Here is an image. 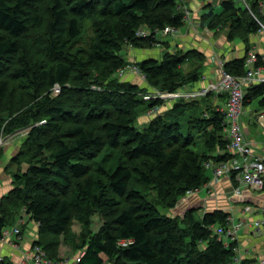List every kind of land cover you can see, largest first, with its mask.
<instances>
[{
	"label": "trees",
	"instance_id": "trees-1",
	"mask_svg": "<svg viewBox=\"0 0 264 264\" xmlns=\"http://www.w3.org/2000/svg\"><path fill=\"white\" fill-rule=\"evenodd\" d=\"M246 2L223 0L219 11L210 5L205 24L229 26L231 40L248 42L263 16L262 0ZM184 23L179 0H0V135L6 112L8 134L29 127L11 158L18 168L13 189L0 198L1 237L26 213L39 224L35 244L54 260L63 259L64 242L76 254L85 250L79 264L233 262L235 243L226 247L215 233L228 226L229 212L199 217L195 208L182 216L160 209L173 210L188 190L207 183L209 161L231 157L224 111L216 103L179 101L161 112L163 100L155 99L148 108L158 112L141 123L146 89L118 76L131 64L125 45L154 47L161 37L156 30ZM192 58L200 61L202 53L170 51L133 64L153 87L174 91ZM245 63L246 57L235 58L224 68L241 76ZM56 84L61 91L53 95ZM257 98L264 106V83L246 89L245 103ZM4 152L0 145V161ZM96 215L102 220L95 230Z\"/></svg>",
	"mask_w": 264,
	"mask_h": 264
},
{
	"label": "crops",
	"instance_id": "crops-1",
	"mask_svg": "<svg viewBox=\"0 0 264 264\" xmlns=\"http://www.w3.org/2000/svg\"><path fill=\"white\" fill-rule=\"evenodd\" d=\"M207 1L212 2L213 8L218 9L217 7H220L223 0ZM201 2L203 1L197 0V3ZM201 8V12L203 13L208 11L211 7L204 6L203 8L201 6ZM262 16L264 24V1L262 4ZM192 22L193 23H189V26L183 25L179 28V30H181V33L183 30L185 36H183L184 38L182 39H184L186 41L185 43L188 45V47H185L184 45H181V47H183V49L187 51L198 50V52H204L207 56L209 55V60L208 62H206L205 72L203 73V76L206 78V83L215 82L218 80L216 69L219 66V62H222L224 64L235 58L246 57L247 59L250 52L256 53L258 55V60L250 64L245 63L246 72L249 69L256 70L258 67L262 66L258 64L259 60H261L264 65L263 28L258 32L251 33L248 36V42H245L241 37L231 40L229 37L227 38L223 35L220 36L219 33L215 36L217 41L213 40L210 46H208L207 43V47L206 44L203 45L202 43H199L198 45H194L193 42H191L190 44L188 43V40H191L190 36L194 37L197 34L202 35V31H204L205 29L207 35L211 36V34H214V31L205 26L206 24H203V26L201 24V21L196 20ZM185 30L187 31V34ZM179 37L180 36H178L177 38ZM173 39H175V37L167 36L166 40L169 43L166 45H173V43L177 45L178 43H180L179 40L174 42ZM151 50H153V47L147 48L145 49V51H142L144 53L142 56H139V59L143 60L151 57L159 58V55H154ZM167 50L169 49L167 48ZM206 52L209 54H207ZM261 73L262 75H264V66ZM134 76L135 75H133L132 78H128L125 80L139 85V80L137 79L139 77ZM219 106V109H221L222 111L227 109V96L221 97ZM151 115L152 114H148L146 115V118H140V122L144 123L146 119L149 120L151 118ZM240 121L242 123L241 125L245 132L246 138L253 143L256 152L264 156V106L262 105L260 98L253 99L247 102L245 112L242 115ZM17 151V149H14L11 154L6 156V158L4 159L7 160L6 163L10 162L11 157L15 155ZM210 180H214L213 171H210ZM11 181L13 182V179L11 180L9 175L2 174V176H0V198L6 196L13 189ZM218 186L221 190H219V192L221 193V199H219V201L211 200V202L207 204L206 208H208L210 211L223 210L227 213H233L236 221L243 220L248 222L250 220L258 219L261 217L262 209L264 206V191L252 189L251 187H248L244 182L237 181L236 179H233L231 181V179H229L228 177L222 178ZM234 187H239L242 193L240 195L234 196L232 193V189ZM205 192L206 194L203 196V199H212L211 197H208L207 190H205ZM247 205H251L254 207L255 211L252 215L243 213V208ZM22 215L24 216V214ZM21 217L17 218L14 224L9 225L8 229L12 230V228L17 224L18 220ZM23 218L24 222L21 226L20 236L11 234L6 239H3L0 236V257H3L4 262L7 264H32V259L34 257V245L35 242L40 238L39 224L28 215L24 216ZM234 243L236 248V256H239L241 258L240 262L237 264H262L261 260L264 259V230H258L255 229V227H253L252 225H246L239 230L238 239ZM0 264H2L1 261Z\"/></svg>",
	"mask_w": 264,
	"mask_h": 264
},
{
	"label": "rangeland",
	"instance_id": "rangeland-1",
	"mask_svg": "<svg viewBox=\"0 0 264 264\" xmlns=\"http://www.w3.org/2000/svg\"><path fill=\"white\" fill-rule=\"evenodd\" d=\"M202 1L203 2H201V3H197V0H179V2L181 3V10L184 12V19H185L184 25L189 26V23H193L192 21H196V20L201 21L202 25L205 24V22H207L204 19V14H206L208 11L202 13L201 12L202 11L201 6L203 8H204V6L209 7L210 5H212V2H208L207 0H202ZM263 1L264 0H262V2H261V11H260L261 14H262ZM237 2L239 4H245V5L247 4L246 0H237ZM217 8L219 9V7H217ZM261 25H262V28L264 30L263 21L261 22ZM206 26L208 28H210L208 25H206ZM210 29H212V31H214L213 32L214 34H211V36L206 34V31H205L206 29H205L204 31H202V33H201L202 35L197 34L194 37L190 36L191 40H188V43L190 44L191 42H193L194 45H198L199 43H202L203 45L206 44V46L208 43V46H210L211 42L213 40L217 41L215 36L219 33H220L219 34L220 36L223 35V36L228 38V34L230 31L229 26H225V27L218 26L216 28H210ZM185 32L187 34L186 30H185ZM167 36L175 37V39L178 36H180L176 40L173 39L174 42L179 40L180 43H178L177 45H175L174 43H173V45L172 44L166 45L169 43L166 40ZM183 36H185L183 30L181 33V30H179V29L173 30L168 35H162L160 37L159 43L153 47V50H151V52H153L154 55L155 54L159 55V59H162L164 57V55L166 54V52H170V51H171V53H184L187 50H184L183 47H181V45H184L185 47H188V45L185 43L186 41L184 39H182V38H184ZM178 46H180L181 48ZM167 48L169 50H167ZM124 49L126 50V54L124 52V57H126V59L131 64H133V63L142 61V59H139V56H142L144 53L142 51H145V49H147V48H135V47H132L130 45H125ZM207 54H209V53H207ZM208 56L203 52L202 53V60L198 61V60L192 58V59H188L186 61L185 65L183 66V76H184L183 83L180 86H178L174 91H172V92L177 91L178 93H181L183 96H181L180 98H166V99L160 98L161 100H163L161 112L168 111V109L173 107L174 104L179 102V101L191 104L193 106H199V107L202 105L205 106L204 104H208V102L209 103L211 102V105L216 103L215 105L220 108L219 101L221 100V97H217V95L216 96L213 95L214 97H210L209 95L214 94L213 91H211V92L209 91L208 93H205V89H207L209 84L212 83V82L206 83L205 82L206 78L203 76L204 75L203 73L205 72V68H206V62H208V60H209ZM220 65H222V62H219V66L216 69V71L219 69ZM223 66H224V64H223ZM194 74H197V80L191 79ZM133 75L139 77V78H137L139 80V85L142 88L146 89L144 91L143 95H140L143 99H145L148 102L145 105V111L140 113V118H144V117L146 118L147 117L146 115H148L151 112V110H153V108H148V106L150 105L149 102L155 100L156 99L155 97L159 96V95H157L158 92L167 93L169 90L163 89V88L153 87L152 85L149 84L145 75H142L140 73H136V72L132 71L131 69L128 70L125 73V75L119 76V78H121L122 80H125L128 78H132ZM217 75H218V72H217ZM218 78H219V76H218ZM126 81H128V80H126ZM149 92H152V94L150 95L151 99H147L145 96ZM223 96H225V95H223ZM219 98H220V100H219ZM246 104L247 103L244 102L243 114L245 112ZM227 107H228V99H227ZM147 108H148V110H147ZM10 115L11 114H9L7 112L3 114L4 120H5V122H4L5 127L9 126L10 120L12 118V116H10ZM240 123H241V121H240ZM5 127L3 128V131L1 132V135H0V142H1L0 145H3L4 150H5V152L2 156V160L0 161V176H2V174H4V175L6 174V175H9L11 180H12L13 174H15L16 171H18V168L14 164H12L11 160H10V162L6 163L7 160H4V159L6 158L7 155L11 154L14 149H17L19 151L23 142L28 137L29 127H27V126L21 127L16 132L10 133V134L7 133V131L5 130ZM242 129H243V127H242ZM201 141H202V138H201V136H199V141L197 144L199 151L203 150V147H202L203 142H201ZM26 168H27V164H24L23 170H26ZM211 172H212V170H211ZM220 181L221 180H219V181L209 180L207 183H205L200 188L202 190V191L200 190L201 192H198V193L191 195V196H187V195L182 196L178 202V205L173 210H169L166 208H160V209L163 213L182 216L187 210H189L191 208H195L196 209V215H198L199 217H202L206 212L210 211L206 207H207V204L211 202V200L219 201V199H221V193L219 192L220 189L218 186ZM11 185H13V182L11 183ZM205 190H207L208 197H211L212 199H210V198H208V200H207V198L203 199V196L206 194ZM252 214L253 213H250V215H252ZM101 220L102 219H101L100 215H96L94 217V221H95L94 229L95 230L98 229V227L101 223ZM16 225H19L21 228L22 223L20 224L19 222H17ZM73 231H75V233L77 235H79L82 231V225L76 220L74 221V224H73ZM59 249H60L59 255H61V257L64 258L62 260H66L67 258H70V257L72 258L76 255L75 249L70 244L62 242ZM263 260L264 259L261 260L262 264H263Z\"/></svg>",
	"mask_w": 264,
	"mask_h": 264
},
{
	"label": "built area",
	"instance_id": "built-area-1",
	"mask_svg": "<svg viewBox=\"0 0 264 264\" xmlns=\"http://www.w3.org/2000/svg\"><path fill=\"white\" fill-rule=\"evenodd\" d=\"M264 27V25H263ZM173 30H178L175 27L167 26L164 30H156L158 36L168 35ZM140 35H148L151 31L148 29H140L138 31ZM258 60V55L254 52H250L246 59V64H250ZM263 65L258 67L256 70L249 69L242 76H236L228 72L223 63L220 65L218 72V80L209 84L205 93L213 91L216 95L227 94L228 107L223 110L226 115V136L228 137L230 143L228 145V151L231 157L226 161L214 162L209 161L207 166L214 173V180L219 181L222 178L228 177L229 179H236L237 181L244 182L248 187L252 189L264 191V156L256 152L253 143L246 138L245 132L242 129L240 123V118L243 114V107L245 102L246 88L255 84L264 83V75H262ZM132 70L136 73L144 75L140 68L136 64H129L125 68H122L118 72V76H123L128 70ZM94 88L97 86H93ZM61 87L56 84L53 87V95L59 94ZM152 92H149L146 96L147 99H151ZM159 96L156 99H166V98H180L183 96L181 93L168 91L167 93L158 92ZM159 108L154 107L149 114H154L158 112ZM45 120L42 121V123ZM1 143V142H0ZM241 158V160H240ZM200 188L188 190L187 196L194 195L200 192ZM234 196L240 195L242 193L239 187H234L232 189ZM255 209L251 205L244 206L243 213H254ZM27 214L24 213V216ZM24 216H22L18 222L21 224L24 222ZM229 224L227 227L217 226L215 227V233L218 238L224 242L226 247H229L231 243H234L238 239V232L241 228L246 225H252L255 229L264 230V206L262 209L261 217L258 219L250 221H236L233 213H230ZM11 234L20 236L21 228L19 225H15L12 230L6 228L3 230V239L8 238ZM121 244L123 246L128 245V240H122ZM236 250V248H235ZM85 250H81L74 257L67 258L66 260H54L50 259L47 255L46 250L40 246L34 245V257L32 259V264H79L82 257L85 255ZM64 259V258H63ZM240 257L235 256L231 264H237L240 262ZM2 264H7L4 262L3 257H0ZM264 264V260H263Z\"/></svg>",
	"mask_w": 264,
	"mask_h": 264
},
{
	"label": "bare ground",
	"instance_id": "bare-ground-1",
	"mask_svg": "<svg viewBox=\"0 0 264 264\" xmlns=\"http://www.w3.org/2000/svg\"><path fill=\"white\" fill-rule=\"evenodd\" d=\"M205 26H206V25H205ZM86 34H87V33H86ZM160 43H161V42H160ZM154 49H155V48H154ZM84 57H85V56H84ZM66 85H68V84H66ZM51 90H52V89H51ZM51 90H50V91H51ZM40 94H41V93H40ZM258 151H259V150H258Z\"/></svg>",
	"mask_w": 264,
	"mask_h": 264
}]
</instances>
